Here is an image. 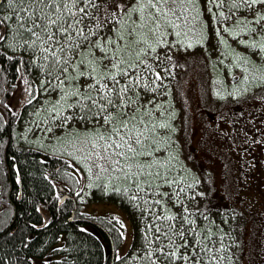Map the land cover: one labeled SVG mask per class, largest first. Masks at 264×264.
I'll use <instances>...</instances> for the list:
<instances>
[{"label":"snow or ice","instance_id":"1","mask_svg":"<svg viewBox=\"0 0 264 264\" xmlns=\"http://www.w3.org/2000/svg\"><path fill=\"white\" fill-rule=\"evenodd\" d=\"M209 5L227 11L213 12ZM203 8L211 15L202 22L201 0H0V64L20 53L16 70L25 69L19 78L27 103L44 97L36 109L45 113L43 130L80 141L79 162L90 174L96 169L97 178L106 174L109 185L140 210L142 242L127 259L117 256L123 264L230 260L223 236L210 230L212 221L203 223L209 220L205 211L189 207L196 197L174 151L178 129L163 99L170 95L164 81L178 66L174 51L207 46L211 57L220 45L229 47L222 33L246 53L256 50L253 57L264 53V0H203ZM242 9L251 16L237 17ZM211 21L219 44L208 43ZM228 55L243 73L237 83L264 84V66L231 49L219 52V64ZM248 90L233 88L228 95Z\"/></svg>","mask_w":264,"mask_h":264},{"label":"rangeland","instance_id":"2","mask_svg":"<svg viewBox=\"0 0 264 264\" xmlns=\"http://www.w3.org/2000/svg\"><path fill=\"white\" fill-rule=\"evenodd\" d=\"M209 7H212L213 12L227 11L226 6L223 9L216 8L213 5H209ZM201 11L203 12V17L201 18L203 22V20L211 15V13H208L203 8V0H201ZM242 13L249 17L251 16L250 12H244L243 9L240 12H236L235 15L238 17ZM228 24H231V21ZM216 26L215 21L210 22V36H212L211 29ZM223 26L226 27L227 24ZM222 35L235 52L241 55L246 54L250 59H254L258 65L264 66V59H262L264 53L253 57L251 53L256 50L249 49L246 53L244 47L232 39L231 36L223 33ZM237 35L241 40L249 39L244 34L237 33ZM193 43H195L194 39ZM208 43L219 44V41L212 36ZM196 47L188 49L185 52H173V62L178 66L172 69L173 75L164 81L170 89V95L163 98L169 101L168 112L169 109L173 108L172 112L175 119L173 125L178 129L173 134V139L179 140L174 151L179 154L183 161L181 165H183L184 170L186 169L181 174L184 177L187 175L185 177L186 181L193 183V188L188 191L196 199L188 201L189 207L198 208L205 201L206 205H208L207 208H238L245 212V214L251 213V211L255 212L262 205L263 201L260 203V206L254 205L257 204V201L254 204L250 202L252 197L251 188L259 179H263L264 182V169L255 175L250 174V170H254L255 164L261 162L260 159L257 160V155H261L264 151V129L260 127L259 120L243 121V119L248 118L249 115H252L253 118H264V98H262L264 84H260L259 82H254L251 85L237 83V79L234 78H242L243 73L239 67L234 66L231 55H228L226 58L219 57L220 59H224V64L221 67L224 73L222 71L221 73H215L214 70L208 68V76L204 75V73H200L199 76L197 73L200 70L201 64L206 60L209 62L211 60L218 61L216 56L219 52H228V50H225L224 45H220L212 53V56L209 57L207 46ZM217 81H221V83H217ZM245 87L249 88L246 93L228 95V92H231L233 88L243 89ZM197 91L199 92L198 94ZM217 92L223 96L222 99L220 96H217ZM244 96H246L245 99L250 97L248 100L251 102L234 105L231 108H228V106L226 108L223 107L227 103L231 105V103L239 102ZM43 100L44 97H41L39 103H42ZM216 108H219V120H207L208 122H206V116L202 111H209L210 115L213 116L212 112ZM235 111L240 114L247 113V115L237 116L233 123L232 121L227 122ZM36 116L39 121L38 119H34L33 116L32 118L36 122L34 125L28 121L21 126L23 137L22 139L20 136L18 137L20 140L17 139V144L21 140L24 141L23 138H31L48 150L67 154L77 161L83 171L82 180L85 187V204L83 205L82 212L96 216L116 215L124 225V241L119 248L118 255H126L132 249L134 240V229L128 215L116 203L96 199L99 197V193L94 190L96 184L99 185L98 188L102 191H106L111 187L108 183L107 175L101 174L97 178L96 169H93V172L90 174L84 167V164L79 162L83 159L82 153L76 151V148L80 146V141H72L71 136L67 133H61L59 130H56L55 135L53 133H46L43 129L48 125L44 124L42 119L45 113L41 110L39 111V115L36 114ZM226 122L228 125H226ZM232 124L235 125L234 129H237L241 125V129L238 131L237 136L232 135L230 138H225L226 135H229V133L224 134L228 132L225 130H227V126L229 127ZM75 127H79V125ZM29 129L31 130L29 131ZM222 130L225 132H222ZM58 136L59 139L57 138ZM231 156L239 158L238 167H236L237 163H235V159L231 158ZM232 165L234 166V169L232 168L234 174L231 172ZM262 166L264 168V163ZM113 183L116 184L117 182L112 181ZM201 192L204 193V196H200ZM259 195L261 198H264L263 192ZM197 201H199L198 204ZM261 219L262 217L259 212L256 213V221L259 224L262 221ZM249 222H251L250 219ZM250 224L252 225V222ZM250 224H248V227ZM86 229L95 234L98 233L94 227L86 226ZM255 229L256 227L253 224L246 232L244 264H264V247L258 246L260 235ZM105 246L108 252L107 244Z\"/></svg>","mask_w":264,"mask_h":264},{"label":"trees","instance_id":"3","mask_svg":"<svg viewBox=\"0 0 264 264\" xmlns=\"http://www.w3.org/2000/svg\"><path fill=\"white\" fill-rule=\"evenodd\" d=\"M228 46L225 50H233L229 44ZM196 48L198 49V47ZM11 54L9 53V55ZM19 59L20 53L17 52L15 60L4 59L3 63L0 64V97L5 92L4 86L6 84L15 83V93L18 94L19 98H27L26 93L23 92L26 85L19 78L25 69L21 67L20 72L16 70V61ZM222 66L216 60L210 62L206 60L199 67L200 70L197 74L200 76V73H204L208 76V68L214 70L215 73H221ZM33 75H35V70H33ZM32 78V76L28 77L29 80ZM5 98L3 97V100ZM245 98L246 96L242 97L239 102L231 103V105L227 103L223 107L231 108L234 105L251 102L248 100L250 97ZM262 98H264V92ZM218 109L216 108L213 112L210 110L213 116L210 115L209 111H202L206 116V122L219 120ZM172 110L173 108L169 109V113H173ZM234 115L240 114H231V116ZM25 116L26 119L34 121L32 111L26 112ZM34 119L37 120L35 117ZM174 120L173 118L172 124ZM3 124L4 120L2 119L0 120V129H2ZM2 142L3 145H6L5 139ZM11 148L12 146H9V151ZM12 158L17 166L14 170L18 172L17 176L22 179L23 195L22 200H14L17 204L15 208L10 207L9 213H5L1 209L3 202L0 199V231H2L0 233V264H31L30 258L33 260L44 259L49 264H123L121 260L117 259L119 248L124 241V235L123 237L120 235L121 233L124 234V227L120 226L122 223L118 217L116 215L81 214L85 204L83 171L73 157L60 152H52L42 146L31 148L19 143ZM232 168L234 169L233 165L231 172L234 174ZM12 170L10 168L11 174ZM185 170L183 169V171ZM6 171L0 166V197L2 192L5 194L7 187L6 183L4 184V180L9 177ZM98 186L96 184L94 187V190L99 193V197L96 199L116 203L131 219L134 229L132 249L126 255L121 256L127 259L142 242L141 233L144 222L141 220L140 210L135 208L126 196L115 191L112 187L102 191ZM251 189L250 202L254 204L257 201V204L254 205L260 206L263 201L255 212L251 211V213L245 214L238 208H207L208 205L205 201L198 206L199 209L205 211L209 218L203 223L209 225V221H212L209 225L210 230L216 233L217 237L223 236V244L228 248L224 255L230 257V260L221 261L220 264H244L246 232L253 224L260 235L258 246L264 247V198L259 195L264 192V188L260 185L259 180ZM65 192L68 193V198L60 204V200L55 198L54 193L57 196L63 195ZM258 212L262 217L260 224L256 221V213ZM41 213L49 215L48 222L45 223ZM248 224H250L249 227ZM86 226L94 227L98 233L91 232L86 229ZM105 244H107L108 252ZM127 264H141V262L128 259Z\"/></svg>","mask_w":264,"mask_h":264},{"label":"flooded vegetation","instance_id":"4","mask_svg":"<svg viewBox=\"0 0 264 264\" xmlns=\"http://www.w3.org/2000/svg\"><path fill=\"white\" fill-rule=\"evenodd\" d=\"M10 80L12 82V79H10ZM15 86H16L15 83H11L9 85L6 84L4 86L5 92L0 97V114H2L4 117V119H3L4 124H3L2 129H0V137H1L0 138V145H2V146H0V166H2V169L4 168V170H7L6 172L9 174V177H7L4 180V184L6 183V185H7L5 194H3V192H2L1 197H0V199L3 202L1 204V209H3V212H5V213L10 212L9 211L10 207L15 208V206L17 204L16 202H14L15 199H17L19 201L22 200L23 183H22V179H20L17 176L18 172L15 171L17 166L14 163L15 160L12 158V155L15 153L16 146H18V144H17V142H18L17 139H19L18 137L20 136L21 139L23 137V133L21 131V126H23L24 123L28 122V121H30L29 123H31L32 125H34L36 123L35 121H31V120L26 119V116H25L26 112L32 111L34 114V117L37 118L35 110H36L37 105L39 103V101H36V102H34V104L29 105L27 103V98H24V97L19 98L18 94L15 93V89H14ZM3 97H6L5 100H3ZM5 104H9L11 106L12 110L11 111L5 110L3 107V105H5ZM234 113H238V112L235 111ZM242 115H247V113H243V114H240L238 116L240 117ZM236 118H237V116L234 115L227 122L232 121V123H233L234 119H236ZM255 119L259 120L260 127L262 129H264V118H260V119H258L256 117L253 118L252 115H249V117L244 118L243 121H245V120L255 121ZM38 121H39V119H38ZM227 122H226V125H228ZM234 127H235L234 124H232L229 127L227 126V128H226L227 130H225V131H228V132L224 133V134L229 133V135H226L225 138H230L232 135L233 136L238 135V131H240L241 125L239 127H237V129H234ZM225 131L222 130V132H225ZM4 139H5L6 145H3L2 141ZM23 139H24V141L21 140V141H19V143L24 145V146H30L31 148H40L41 147L37 142L33 141L31 138H29V139L23 138ZM9 146H12L10 151H9ZM227 155H229V154H227ZM257 156H258L257 160L260 159L261 162L258 164H255L254 170L253 169L250 170V174H252V175L259 174L264 169L262 166L264 163V151L261 155H257ZM229 157H230V155H229ZM231 158L235 159V163H237L236 167H238L239 158L232 157V156H231ZM10 168L13 170L15 169L14 171L12 170V174H11ZM11 176H13V177H11ZM259 180H260V185H262V188H264L263 179H259ZM17 181H19V183H17ZM54 196H55V198H58L60 200V204H62L64 201L67 200L68 193L65 192L63 195H57V196L54 193ZM15 197H18V198H15ZM60 206H62V205H60ZM81 214L85 215L84 213H81ZM41 215H43V217L45 219V223L48 222L49 215L48 214L46 215L45 213H41ZM1 232L2 231H0V233ZM30 259H31V264H49L44 259H42V260H37V259L33 260L32 258H30Z\"/></svg>","mask_w":264,"mask_h":264},{"label":"bare ground","instance_id":"5","mask_svg":"<svg viewBox=\"0 0 264 264\" xmlns=\"http://www.w3.org/2000/svg\"><path fill=\"white\" fill-rule=\"evenodd\" d=\"M2 113V112H1ZM46 214V213H45ZM47 215V214H46ZM131 220V219H130ZM121 253V252H120Z\"/></svg>","mask_w":264,"mask_h":264}]
</instances>
